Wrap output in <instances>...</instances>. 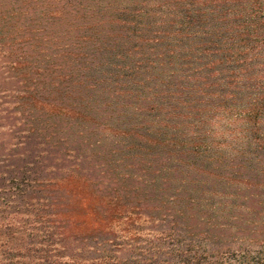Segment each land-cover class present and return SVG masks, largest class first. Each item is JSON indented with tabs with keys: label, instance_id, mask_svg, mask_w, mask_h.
Segmentation results:
<instances>
[{
	"label": "trees",
	"instance_id": "16d2710c",
	"mask_svg": "<svg viewBox=\"0 0 264 264\" xmlns=\"http://www.w3.org/2000/svg\"><path fill=\"white\" fill-rule=\"evenodd\" d=\"M14 1L0 9V199L13 215L4 251L19 253L38 230L19 217L47 207L41 230L63 250L264 264L254 0ZM143 230L150 248L125 240Z\"/></svg>",
	"mask_w": 264,
	"mask_h": 264
},
{
	"label": "rangeland",
	"instance_id": "374dc122",
	"mask_svg": "<svg viewBox=\"0 0 264 264\" xmlns=\"http://www.w3.org/2000/svg\"><path fill=\"white\" fill-rule=\"evenodd\" d=\"M253 3H255L256 6L252 13L253 19L255 18L258 22L264 24V0H254ZM2 6L5 10L11 12L16 7V1L0 0V9ZM252 40L258 42L264 41L263 38H259L256 40L255 37H253ZM14 188H16L17 190L21 187L19 186V184L18 186L15 184ZM42 189L43 188H38V190ZM2 196L3 194L0 192V198H3ZM4 203L5 202L0 199V264H93V262L90 261V258L103 256V254L105 253L108 254L109 258H114V260L116 259V257L118 259H121L117 264H132V261H126V259H124V256L115 254L112 247H110L109 250L107 249L106 251H101L100 253L96 252L94 249L89 248L80 250L77 249V247L73 249L69 248L68 250L60 249V247H58L56 243L54 244L50 241L48 235V233L50 232H48V230L46 233L42 232V230H46L47 220H49L47 218V207H34L35 211L33 209H30V211H26V214L31 212L29 215L25 214L19 217V219L21 220H23L24 218L26 219L25 223L21 224L22 228H24V226H28V224L26 223H29L30 225L27 229H38L37 231H28L26 233L28 239H26V241L22 244H20L19 241L18 243H15V240L12 241V243H15L19 246H24L22 250L19 251L20 256L18 251H14L13 253L5 252L4 250L6 249V247L11 246L5 243L6 237H4V235L5 233L10 232L9 230H11L12 228L11 218L13 215L11 209L7 208ZM42 227L44 229L41 230ZM152 235L153 233L151 231L143 230L139 234L135 233L134 237L128 235L130 238H127L125 240L128 241L131 238L139 239L142 241L140 242L139 246L150 248L151 242L154 241L152 240V238H154ZM98 264H100V262Z\"/></svg>",
	"mask_w": 264,
	"mask_h": 264
}]
</instances>
